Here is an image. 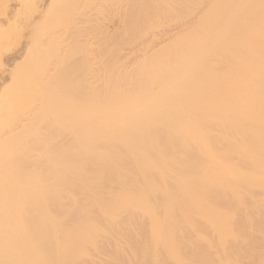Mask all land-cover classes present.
<instances>
[{"label":"bare ground","instance_id":"bare-ground-1","mask_svg":"<svg viewBox=\"0 0 264 264\" xmlns=\"http://www.w3.org/2000/svg\"><path fill=\"white\" fill-rule=\"evenodd\" d=\"M32 1L0 13V264H153L170 206L226 168L220 144L264 138V0L142 35L147 0Z\"/></svg>","mask_w":264,"mask_h":264},{"label":"rangeland","instance_id":"rangeland-1","mask_svg":"<svg viewBox=\"0 0 264 264\" xmlns=\"http://www.w3.org/2000/svg\"><path fill=\"white\" fill-rule=\"evenodd\" d=\"M18 1L20 2L18 5L22 4L21 6L27 3H23L24 0ZM84 1L87 5L88 0ZM89 1L94 6L95 3H106L101 9L103 13L115 8L109 4L111 0H97L95 3V0ZM186 1L187 3L181 4L182 0H147L151 9L143 14L141 26L132 32L142 35L150 29L183 22L201 11L204 0ZM29 2L33 5H29V9L36 6L32 0ZM35 2V4L42 3L39 4L42 5L40 12L47 15L54 11L52 5L58 1L53 0L54 3H52V0H35ZM78 3H75V6ZM89 3L88 7L91 6ZM3 4L0 3L1 10L4 5H7ZM79 4L82 5H78L80 8H87L85 2ZM21 6L19 9L23 12L26 8L23 9ZM124 9L126 10V7L122 6L121 12L125 11ZM4 10H6L5 6L3 13H0L5 14ZM19 14L20 21H22L25 14L22 13V15L21 12ZM35 14L37 17L38 13ZM42 19L44 21V18ZM42 19H40V24L43 23ZM61 25L63 26L60 24L59 27ZM132 28H134L133 25ZM94 47L93 45L92 49ZM220 50L219 53L214 54L215 61L226 60L225 55L222 54V48ZM244 57L250 59L248 53H245ZM185 58L188 60L187 56ZM235 59L232 56L231 61L236 62ZM217 62L214 70L220 73L224 71L225 62ZM237 67L239 68L237 64L232 65L235 75H237ZM198 77L197 72L194 80ZM180 81H182L180 72H177L167 80L152 76L146 80L145 84L162 87ZM135 84H140V81L135 80ZM190 86L189 80L186 82V87L191 89ZM218 144L219 141H213L214 147L217 148ZM219 147L230 153L226 158L218 161L226 164V168L221 170L217 176L212 173L207 174L201 179V183L206 182V185H195L191 191L184 192L179 204L170 206V211L175 216V223L168 221L167 227L170 228L171 234L163 238V247L153 252L155 259L153 264H264V138L263 140L246 139L238 146L234 142L221 143ZM232 149H237V151H232ZM149 242L153 247L152 240Z\"/></svg>","mask_w":264,"mask_h":264}]
</instances>
